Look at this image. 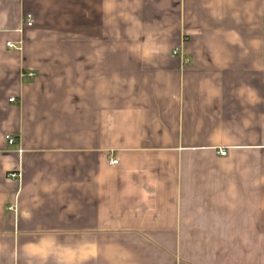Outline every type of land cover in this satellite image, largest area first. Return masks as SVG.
<instances>
[{"label":"crops","instance_id":"crops-1","mask_svg":"<svg viewBox=\"0 0 264 264\" xmlns=\"http://www.w3.org/2000/svg\"><path fill=\"white\" fill-rule=\"evenodd\" d=\"M0 264H264V0H0Z\"/></svg>","mask_w":264,"mask_h":264},{"label":"built area","instance_id":"built-area-1","mask_svg":"<svg viewBox=\"0 0 264 264\" xmlns=\"http://www.w3.org/2000/svg\"><path fill=\"white\" fill-rule=\"evenodd\" d=\"M26 23H27V25H32L33 24V17H32L31 14H27L26 15ZM8 46L9 47H15V45L13 43H11V42H8ZM31 75H34V74L31 73ZM12 100L14 101L15 98H12ZM9 141H10V143H14L15 139L9 136ZM219 153L222 154V155H225L227 153V150L226 149H220ZM117 162H118L117 159H113L112 160V163H117ZM18 175H19V173H11L12 177H17Z\"/></svg>","mask_w":264,"mask_h":264}]
</instances>
